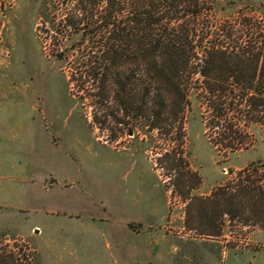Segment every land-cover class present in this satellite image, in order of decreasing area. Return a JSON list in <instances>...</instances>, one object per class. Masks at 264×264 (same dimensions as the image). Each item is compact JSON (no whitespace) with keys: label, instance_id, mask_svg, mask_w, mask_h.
<instances>
[{"label":"rangeland","instance_id":"374dc122","mask_svg":"<svg viewBox=\"0 0 264 264\" xmlns=\"http://www.w3.org/2000/svg\"><path fill=\"white\" fill-rule=\"evenodd\" d=\"M65 7L0 0V264H264V206L226 190L244 167L264 189V105L229 94L220 112L194 90L154 119L115 97L98 107L72 81ZM215 7L264 29V0Z\"/></svg>","mask_w":264,"mask_h":264},{"label":"trees","instance_id":"16d2710c","mask_svg":"<svg viewBox=\"0 0 264 264\" xmlns=\"http://www.w3.org/2000/svg\"><path fill=\"white\" fill-rule=\"evenodd\" d=\"M217 1L66 0L57 27L64 28L66 42L75 37L81 41L72 81L91 83L96 91L88 97L98 107L115 97L124 113L135 117L181 113L194 90L209 108L217 100L220 112L225 111L229 94L238 103L264 105L261 21L243 13L232 21H215ZM230 79L241 86L239 93L227 87ZM194 80L201 85L194 86ZM252 89L257 97L248 96ZM255 172L240 169L237 181L226 190L238 189V196L257 198L264 206V189L255 186L262 179H256ZM226 199L235 201L237 195L231 192Z\"/></svg>","mask_w":264,"mask_h":264}]
</instances>
